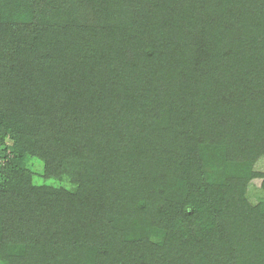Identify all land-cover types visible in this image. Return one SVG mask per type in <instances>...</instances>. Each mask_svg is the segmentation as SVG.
I'll return each mask as SVG.
<instances>
[{
  "label": "trees",
  "instance_id": "1",
  "mask_svg": "<svg viewBox=\"0 0 264 264\" xmlns=\"http://www.w3.org/2000/svg\"><path fill=\"white\" fill-rule=\"evenodd\" d=\"M0 147L3 264H264V0H0Z\"/></svg>",
  "mask_w": 264,
  "mask_h": 264
},
{
  "label": "rangeland",
  "instance_id": "2",
  "mask_svg": "<svg viewBox=\"0 0 264 264\" xmlns=\"http://www.w3.org/2000/svg\"><path fill=\"white\" fill-rule=\"evenodd\" d=\"M4 148L0 147V161H4ZM27 167L32 171L33 173V182L36 185H50L53 187H65V188H71L72 186L67 182V180H47L44 178V165L41 161H39L37 158H29L27 160ZM254 171L260 172L264 174V155L258 157V159L255 161L254 165L252 166ZM261 182L256 181L252 183L250 186V189L247 194V198L250 201L251 204L257 205L261 201L264 200V191L261 190L260 187ZM0 264H3V262H0Z\"/></svg>",
  "mask_w": 264,
  "mask_h": 264
}]
</instances>
